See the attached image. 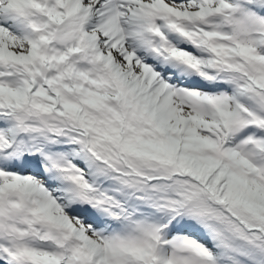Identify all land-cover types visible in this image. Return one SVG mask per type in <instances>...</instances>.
<instances>
[{"label": "snow or ice", "instance_id": "1", "mask_svg": "<svg viewBox=\"0 0 264 264\" xmlns=\"http://www.w3.org/2000/svg\"><path fill=\"white\" fill-rule=\"evenodd\" d=\"M0 264H264V0H0Z\"/></svg>", "mask_w": 264, "mask_h": 264}]
</instances>
